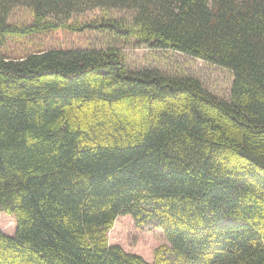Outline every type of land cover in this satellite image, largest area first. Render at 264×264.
I'll return each mask as SVG.
<instances>
[{"label": "trees", "instance_id": "1", "mask_svg": "<svg viewBox=\"0 0 264 264\" xmlns=\"http://www.w3.org/2000/svg\"><path fill=\"white\" fill-rule=\"evenodd\" d=\"M108 10L230 100L95 48ZM0 211V264H264V0H0ZM119 215L162 230L152 263L108 243Z\"/></svg>", "mask_w": 264, "mask_h": 264}, {"label": "rangeland", "instance_id": "2", "mask_svg": "<svg viewBox=\"0 0 264 264\" xmlns=\"http://www.w3.org/2000/svg\"><path fill=\"white\" fill-rule=\"evenodd\" d=\"M106 17L122 28L105 27L93 31L89 36L97 49H114L129 70L157 69L166 75L193 77L212 95L230 100V89L234 78L232 71L171 48L159 49L149 43L140 42L126 29L131 27V12L108 10ZM16 222L13 215L0 211V231L12 236ZM109 244L120 245L126 252L140 255L152 263L156 248L168 245L162 230L151 220L138 227L131 215H119L107 232Z\"/></svg>", "mask_w": 264, "mask_h": 264}]
</instances>
